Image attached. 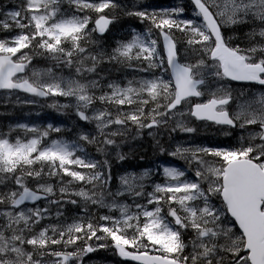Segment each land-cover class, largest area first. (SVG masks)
<instances>
[{"label": "snow or ice", "instance_id": "1", "mask_svg": "<svg viewBox=\"0 0 264 264\" xmlns=\"http://www.w3.org/2000/svg\"><path fill=\"white\" fill-rule=\"evenodd\" d=\"M191 3L194 11L189 19L180 18L183 7L127 11L150 26L144 32L133 29L131 39L118 41L111 53L90 51L88 45L96 43L94 32L103 34L116 18L106 13L122 7L115 0H24L19 10L4 14L0 29L10 31L14 25L20 31L0 39V90L75 97L76 115L94 123L95 135L80 132L76 141L57 139L45 144L51 132L61 131L59 127L16 124L7 133L0 132V186L6 189L0 192V264H83L87 254L109 247L89 241L108 239L121 257L138 264H264V92L243 99L246 94L234 97L230 84L213 88L209 82L211 78L264 86V0ZM91 12L97 14L93 28H89ZM239 25L249 26L246 47L233 44L236 37L226 35L227 29ZM153 29L163 38L162 47ZM173 30L184 34L185 52L198 54L195 62H181L180 41ZM35 55L69 67L75 64L77 75L97 78L65 80L55 77L52 69L43 72L50 81L41 79L39 70H33L34 78H30L25 73ZM105 62L150 75L128 80L124 86L110 82L104 91L97 69ZM234 100L235 110L230 108ZM97 103L100 107H92ZM187 117L232 128L258 125L260 130L250 133L247 143L238 148L178 145L167 154L184 160L188 167L126 172L119 177L117 189L111 190L109 149L115 150L117 160L127 159L120 148L130 123L138 134L143 129L158 132L170 121H174L172 132L194 133L196 128L189 126ZM16 129L34 135L13 142L11 133ZM148 134L154 136L151 131ZM85 143L95 144L105 158L92 157ZM156 144L164 154L166 149L158 140ZM208 157L217 158L218 163H210ZM157 173L163 182L151 180ZM64 177L71 179L65 182ZM52 178L60 185L59 198H55L56 186L49 182ZM73 182L92 188L71 190ZM146 182L151 191L146 190ZM72 196L84 201L85 217L66 227L56 223L35 231L51 215L52 205L61 217L65 203L78 204ZM26 202L35 206L27 207ZM88 203L119 216L102 215L98 220L103 223L96 222L87 211ZM188 231L193 235L185 242ZM78 242L82 243L74 251L66 250ZM52 245H62L63 250ZM45 256L54 259L45 261Z\"/></svg>", "mask_w": 264, "mask_h": 264}, {"label": "rangeland", "instance_id": "2", "mask_svg": "<svg viewBox=\"0 0 264 264\" xmlns=\"http://www.w3.org/2000/svg\"><path fill=\"white\" fill-rule=\"evenodd\" d=\"M115 2L119 5H121L122 7L117 8L115 10H106V13L109 16H115L117 19L119 15H122V13H125L127 11H135V10H143L145 8H143V5L147 2H150V0H115ZM24 3V0H0V8L2 9V19H4V14L9 12V11H15V10H19V7ZM9 4V5H7ZM173 6H180L181 4L178 2H173L172 3ZM64 8H67L68 5L67 3H65L63 5ZM178 8V7H177ZM149 11V9H147ZM92 17V21L89 24V28H93V22L94 19H96L97 14L94 12L89 13ZM127 15V14H126ZM128 17H131L129 15H127ZM132 18H134L135 20H137V22H141L140 19L138 17L133 16ZM114 19V20H115ZM11 23V21H9ZM115 24L112 26L109 35L104 38V39H97L95 37V32L92 34V39L94 41H96L95 44H89V50L90 51H99V50H105L108 53H111L112 50L117 46V42L118 41H125L127 42L128 40L131 39L132 34H128V33H123L120 37L119 32L117 31V27L115 30V26H116V21H114ZM118 23V22H117ZM240 26V25H239ZM242 26V30L243 32H236L233 33L229 36H234L236 38L233 39V44H240L241 47H246L247 46V41L245 40V33L249 30V28L247 27L248 25H241ZM236 27V26H233ZM20 29L16 28L14 25L12 27V29L9 30H5L4 34L8 35V34H12L13 37L16 34V32H18ZM155 30V29H153ZM156 31V30H155ZM3 35V38H6L7 36ZM154 38L158 39V35L157 33L154 35ZM185 38H183L181 40V44H179L180 47V51H181V62H185V61H190V62H195L196 59L198 58V54L194 51H187L185 52ZM68 46V45H65ZM67 65H65L66 67ZM47 69H52V73L55 75V77L57 78H64L65 80L67 79H76V80H80L81 82H86V80H91V79H96L97 76L95 74H85V76H79L76 73V65L73 64L71 67L61 70V69H57V68H37V67H32L29 66L27 72L25 73L27 76H29L30 78H34L32 76L33 70H39L41 71L42 75H41V79L44 80H49L50 81V77H48L47 75H44L43 72L44 70ZM98 72H103L105 75H100L101 77H103V80L101 81L102 86H103V90L104 91H108L107 88V84L110 82H115V83H119L121 84V86L126 85L128 80H132V79H141L144 77L149 76L150 74L148 73H143V72H138L135 71L133 68H129L126 67L122 64H117L116 62H105L102 63L98 69ZM210 82V86L211 87H216L218 84H230L232 89H233V95L234 97H238L239 93L244 92L246 95L243 99H248L256 94H259L261 92H264L263 90L261 92L258 93L257 92H253L252 88H249L248 86H243V85H234L231 83L226 82L225 80L223 81H216V80H212L210 78L209 80ZM96 92L97 95H99V89H95L94 90ZM204 99H207V97H204ZM25 101H35V103H26ZM49 105L52 106V110H55V113L57 114V116H60L61 118H63L64 120L68 121L70 120L79 130L80 132H91L95 135V125L94 123L90 124V123H86V122H80L79 119L76 116V109L74 107V105L76 104V99L75 97H63V96H51V99L48 100ZM236 103L237 101L234 100L233 103L230 105V108L235 110L236 108ZM53 105H57V106H53ZM60 105H70L69 107H59ZM8 107V106H33V107H39L40 103L39 101L35 100V99H26L23 98L21 95L19 94H15V93H5V94H0V108L2 107ZM92 107H100V105L97 103L95 105H93ZM114 107V106H113ZM125 110H129V106H124ZM132 107H135V105H133ZM152 107V105H149V108ZM2 110H0L1 113ZM91 113V108L89 109V114ZM189 126L196 128V131L194 133H185V132H181L178 130V132H172L171 131V127L174 126V121H170L169 125L166 127H160L158 132L156 129H151V130H146L143 129L140 131V133L138 134L137 129L134 125H131V123L129 124V128H130V132L127 134V138H126V142L123 143L122 147L120 148V151L123 152L124 148L126 149L127 154H131L134 151L137 150H144V147H146V145H144L143 140H148L150 142L156 143V141H159V144L162 145L166 151L165 153L167 154L168 151H174L176 149V147L179 146H183V147H189V146H195V145H200V146H205V144L202 143H192L190 141L197 139L195 137V134H198V136H204V135H208V136H212L211 131L209 130L208 132H206L207 130V123H197L195 122L191 117H187L186 118ZM48 126V125H47ZM46 126V127H47ZM252 128L250 130H248V128L250 126H246L245 128H239L238 133L235 134V142L237 144V146L239 147L241 143H247L248 141V137L249 134L252 133L254 134L255 132L259 131V126L258 125H251ZM247 131H246V130ZM68 130V129H65ZM220 130H223V128H221ZM153 132L154 136H150L148 133L149 132ZM224 131H219V134H222ZM244 137L245 139L243 141H241V137ZM121 138H117L118 143L120 142ZM52 140L47 141L45 144L50 143ZM45 142V141H44ZM258 142V141H257ZM157 145V144H156ZM158 148V151H160L159 147L156 146ZM110 152V156L108 157L109 159H111L112 161H119L115 158V150L114 149H109ZM105 157L103 156V159ZM208 159V161L210 163H218L217 160H213L208 157L206 158ZM184 161V160H183ZM142 172V171H140ZM140 172H136V173H140ZM119 177H117L116 182H115V186L114 189H112V191H115L117 189V187L119 186ZM82 185V184H81ZM70 188V185H69ZM92 186H89L88 189H91ZM6 189L3 186H0V192L5 191ZM76 191H78L79 189H74ZM55 198H59V190H57V197ZM72 199H76L77 201H79V208L81 213L76 214L78 211H75L74 209H77V205H73L70 203H65L63 205V208L61 209V211L63 212V216L61 217H57L56 216V205H52L51 206V215L41 221V223L39 225L36 226L35 231L38 232L41 228L46 227L49 224H56L59 223L62 227H66L67 225L72 224L77 217H85L86 212L84 210V201L81 200L80 197L77 196H72ZM108 199L110 200L111 197H108ZM124 202L127 203H131V199L130 198H121ZM37 204H40L41 206H44L46 204V201H38ZM26 206L27 207H34L35 205H33L30 202H26ZM24 207V206H22ZM65 210L69 211L70 217L69 218H65L66 217V213ZM87 211L88 213H90L91 217L99 223H103L102 221H99L98 218L102 215H113V216H119L118 212H112L109 213L107 208H101L98 207L96 205H92L91 203L87 204ZM82 212H85V215L82 214ZM189 236H186L187 241L192 237L193 233L191 231H188ZM82 242H78L77 245L74 246H70L68 248H70V250L74 251L76 247H79L81 245ZM100 243H106V241H93V245L95 246L96 244H100ZM31 247V246H29ZM111 247H106V248H97L96 253L94 252L93 254H87L84 257L83 260V264H121L118 260V258L116 257L115 253H110ZM191 250V248H187L185 249V254H187V252H189ZM54 258H49V259H44L45 261H51ZM68 264H75L74 261H71Z\"/></svg>", "mask_w": 264, "mask_h": 264}, {"label": "trees", "instance_id": "3", "mask_svg": "<svg viewBox=\"0 0 264 264\" xmlns=\"http://www.w3.org/2000/svg\"><path fill=\"white\" fill-rule=\"evenodd\" d=\"M160 3V1L158 2ZM155 4V2L152 4V6ZM186 7H189V4L186 3ZM185 13H187V10L185 11ZM189 16L185 15L182 19H189L188 18ZM124 21V20H123ZM240 31V32H243L242 29H236L235 31ZM5 32V30H2L0 29V39L3 38V33ZM179 31H176V30H173V35H175V37L178 39V36L174 33H178ZM24 51H29L28 49H25ZM35 51V50H34ZM33 61H38V65L39 66H47V65H52V64H56V63H61V62H58L56 60H53L51 58H44V57H41L39 55H35L32 59ZM32 112H34L33 115L29 116V117H23V118H16L18 121H23V122H30V123H39V124H44L48 121H52V122H55V123H61V119L57 116H55L54 113L51 112V110H48L47 107H42L40 109H37V108H31L30 109ZM5 124L4 123H0V130L2 132H6L5 131ZM56 136L59 137V139H62V140H66V141H76L74 140L73 138H71L69 136V133L67 132H61V133H58L56 134ZM144 142V145H146V147H144V150H147L149 149L148 151H144L143 150H139L137 152H134L132 154H127L126 152V149L124 148L123 150V153H126L127 154V159L123 160V161H112V176H113V179L111 181V183L113 184L115 182V179L117 176L125 173L126 171H129L130 170V167L131 165H134L135 164V161L137 158H144L145 156H147L149 153H151V156H157L156 152H154V149L156 148L155 145H153L152 143H150L149 141L147 140H143ZM85 150L92 156L94 157L95 159H98V160H102L103 159V155H101L99 152H97V146L95 144H83ZM153 149V150H152ZM79 155V153H77ZM148 158V157H146ZM154 163V161H151ZM82 171H87V170H82ZM71 178L70 177H64V181L67 182L68 180H70ZM50 183L54 184L56 186V190L58 188L59 183L57 181V178H52L50 181ZM76 183H79V182H76ZM82 184V187H85L86 189L91 186V185H85L83 183ZM30 186H35V182L32 181L30 182ZM78 207V206H77ZM152 206H150L151 208ZM80 211V210H79ZM81 213V211L79 212ZM66 214L69 215V211L67 210L66 211ZM85 215V213H83ZM91 242V241H89ZM52 249L54 250H63V246L62 245H52L51 246ZM27 249L28 250H31V247L27 246Z\"/></svg>", "mask_w": 264, "mask_h": 264}, {"label": "water", "instance_id": "4", "mask_svg": "<svg viewBox=\"0 0 264 264\" xmlns=\"http://www.w3.org/2000/svg\"><path fill=\"white\" fill-rule=\"evenodd\" d=\"M189 1H191V0H189ZM110 26V25H109ZM109 26H108V28H109ZM108 28H107V30H108ZM107 30L103 33V34H101V33H99V32H97V34L99 35V36H103L106 32H107ZM162 38V37H161ZM162 44H163V38H162ZM41 98H47V97H41Z\"/></svg>", "mask_w": 264, "mask_h": 264}]
</instances>
